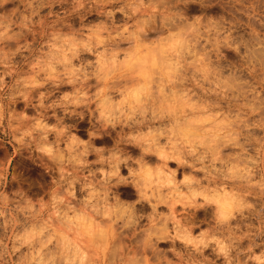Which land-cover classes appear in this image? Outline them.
<instances>
[{
	"label": "clouds",
	"instance_id": "1",
	"mask_svg": "<svg viewBox=\"0 0 264 264\" xmlns=\"http://www.w3.org/2000/svg\"><path fill=\"white\" fill-rule=\"evenodd\" d=\"M0 149V264H264V0H0Z\"/></svg>",
	"mask_w": 264,
	"mask_h": 264
},
{
	"label": "rangeland",
	"instance_id": "2",
	"mask_svg": "<svg viewBox=\"0 0 264 264\" xmlns=\"http://www.w3.org/2000/svg\"><path fill=\"white\" fill-rule=\"evenodd\" d=\"M19 107H22V105L19 106ZM85 126L86 125H81V128H83ZM81 135H84V133L81 132ZM104 142L110 143V141H107V140L104 141ZM100 143H102V142L101 141H97V144H100ZM8 151L10 152L11 151V148H9ZM3 156H4V151H3V149H0V158H3ZM13 163L15 165H19V167L21 169H25V170L31 169L30 172H26L27 175H30L32 177H35L37 175V171L38 170L35 169V168H32V166L27 161L21 160L19 157H17V159ZM124 192H125V195L126 196H130L131 195V191L130 190H124ZM162 246L166 247L167 245H162Z\"/></svg>",
	"mask_w": 264,
	"mask_h": 264
}]
</instances>
